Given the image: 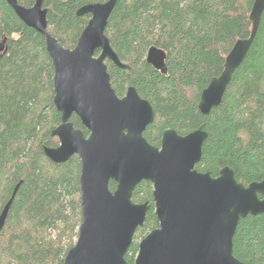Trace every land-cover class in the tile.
<instances>
[{
	"label": "trees",
	"instance_id": "trees-1",
	"mask_svg": "<svg viewBox=\"0 0 264 264\" xmlns=\"http://www.w3.org/2000/svg\"><path fill=\"white\" fill-rule=\"evenodd\" d=\"M25 8L35 0H16ZM109 0H42L48 34L72 50L90 16L79 8ZM255 0H116L105 35L121 63L106 61L118 97L132 87L154 110L143 132L160 146L164 130L185 136L198 128L207 134L195 169L215 178L229 168L247 187L264 181V12L253 43L234 72L220 105L208 116L198 110L201 92L223 71L239 40L249 38ZM0 212L16 189L0 233V264H62L81 222L80 163L76 156L54 164L44 155L56 148L52 131L60 124L53 104L54 69L44 37L26 27L0 0ZM150 47L166 54L167 74L145 61ZM98 55V52H96ZM70 122L85 135L76 116ZM111 191L115 183L110 182ZM261 198V197H260ZM135 204L150 207L125 254L133 264L139 242L158 227L152 185L139 183ZM233 256L243 264H264V213L240 220Z\"/></svg>",
	"mask_w": 264,
	"mask_h": 264
},
{
	"label": "water",
	"instance_id": "water-1",
	"mask_svg": "<svg viewBox=\"0 0 264 264\" xmlns=\"http://www.w3.org/2000/svg\"><path fill=\"white\" fill-rule=\"evenodd\" d=\"M5 1L26 27L44 37L53 65V104L60 124L51 135L58 146L45 148L44 155L54 164L73 156L80 163L81 222L62 264H127L125 254L150 209L147 203L132 201L142 181L152 185L158 227L139 242L133 264H243L233 256V237L240 220L264 213V181L245 187L229 168L215 178L198 172L195 167L207 138L202 127L185 136L166 129L159 147L145 140L143 132L154 120L151 104L132 87L118 97L105 64L128 69L105 35L116 0L77 10L76 16L90 18L72 50L48 34L42 0H35L30 8L16 0ZM263 12L264 0H255L249 15L250 36L235 43L220 76L201 92V115L208 116L220 105L253 43ZM5 42H0V53H5ZM145 61L161 75L167 74L163 50L150 47ZM72 116L87 135L73 126ZM110 182L115 183L113 191ZM15 193L16 189L0 212V233Z\"/></svg>",
	"mask_w": 264,
	"mask_h": 264
}]
</instances>
